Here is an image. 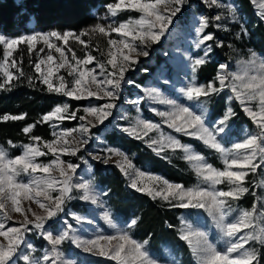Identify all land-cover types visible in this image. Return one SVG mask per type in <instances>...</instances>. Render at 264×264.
Here are the masks:
<instances>
[{
  "label": "snow or ice",
  "instance_id": "obj_1",
  "mask_svg": "<svg viewBox=\"0 0 264 264\" xmlns=\"http://www.w3.org/2000/svg\"><path fill=\"white\" fill-rule=\"evenodd\" d=\"M250 2L259 5L258 16L264 22V0H250ZM185 3L186 0H117L115 3L106 4L105 9L110 17H115L122 11H134L140 15L136 19L129 18L119 24L115 21L107 26L97 23L89 29L90 32L103 36H111L115 32L120 37L107 41V51L101 53L103 60H97L91 52H86L84 57L78 58L73 51V63L67 58L64 48L54 42L63 41L67 44L69 37H75L79 43L84 44L85 41L80 39V36L88 35V32L76 34L72 31L59 30L46 33L35 31L15 37L0 34V46H3L0 73L4 77L0 88L10 85L14 79L19 80L25 75L22 68H18V74L9 70L10 66L17 67L16 59H11V65L9 60L13 57V53L19 50V46L27 45V51L31 54L36 50L37 44L42 42L49 52L46 57L34 64V69L39 74L40 82L46 85L47 92L75 100L88 97L107 98V102L99 107L84 108L85 116L80 117L76 114L78 110H69L68 104L57 105L53 110L42 115L39 121L26 125L22 131L24 134H30L37 123L51 121L63 123L65 120L77 119L84 121L87 116L93 117L95 122L88 121L80 124L78 128L53 131L54 139L51 140L31 135V142L21 145L22 152L15 157H10L7 149L0 145V210H3L0 215L8 220L12 219L8 210L10 202V211L20 213L22 217L18 227L6 228L5 223L0 222V238H3L0 240V264H18V262L77 264L62 251L65 242L82 249L85 253L95 252L96 255L107 257L115 264H163L158 257L149 252L148 240L138 241L133 237L131 230L139 223L136 217L126 221L125 228L121 229L114 222L111 210H103L102 219L116 230L115 234L100 233L92 239H84L77 235L76 226L83 224L85 218L76 213L65 212L66 203L74 199L73 192L79 193L78 198L81 201L90 202L92 205L101 204V201L92 180L74 181L80 165L61 157L76 156L91 140L92 128L103 125L112 116L113 109L117 107L116 101L120 99L119 90L122 84L134 83L125 79L126 73L139 63L140 56H149L150 44H158L169 34V29L184 9ZM202 3L222 11L211 19L207 16L199 18L196 29L198 38L194 47L200 49L203 46V55L195 57L188 55L190 76L188 82L178 90L185 100L191 103H181L176 99L168 98L158 88H146L143 91L154 104L169 106L167 111L152 109L153 113L161 118L163 124L175 133L194 138L214 150L219 154L224 167L222 169L214 167L202 154L193 151L192 145L182 143L176 136L165 135L161 123L144 119L140 115L139 107L143 97L131 101L137 115L131 118L128 115L121 116V119L129 121V124L118 127L130 137L143 141L158 157L162 156L166 148H170L173 152L181 150L184 153L183 159L191 162L199 182L193 187H185L183 184L172 183L160 176L149 175L146 171L137 169L128 154L116 148L107 147L103 149L104 156L97 154L93 159L108 164L113 157L120 158L113 162L128 179L131 189L152 199L159 198L166 201L172 208L204 209L212 217L225 240L226 247L223 250L218 249L210 240L207 231L195 228L186 221L179 226L178 239L189 246L196 264H264V252L256 247H246L250 241H254L264 248V228L257 230L254 227V221L258 216L264 218V197H255L253 192L255 200L252 208L241 209L234 220L228 219L229 214L236 211L232 202L240 200L250 192L249 187L245 185L249 173L264 171L262 167L264 166V55L248 49V59L243 62L245 66L243 75L230 72L229 65L221 63L218 65L214 80L207 84L198 83L196 74L208 62L213 44L216 47L225 46L222 39L218 40L214 32H207L206 29L210 26L216 29L224 28L225 25L221 21L231 20L239 28V31L233 33L236 40H241L249 34L247 27L240 22L239 10L234 4H225L221 0H202ZM52 50L59 53V63ZM40 51L43 52L44 49L41 48ZM22 60L21 56V62ZM93 62L95 67L89 68L88 65ZM42 65L46 66V70L41 67ZM65 68L68 76L72 77L70 82L64 75H57L59 69ZM249 70L254 74H250ZM27 80L30 85L33 84L32 77H27ZM164 83L167 84L168 81L165 80ZM224 91L231 93L228 100L236 101L241 111L258 129L253 134H246L242 141L233 143L231 147H225L223 140L229 131V121L236 114L234 110L227 107L223 116L219 118L210 119L208 116V98ZM26 116V113L4 115L0 119L17 121L24 120ZM55 127L56 125L53 124V128ZM154 131L158 136H149V133ZM73 133H78V138L73 137ZM69 137L72 139L69 140ZM7 143L11 147H17L10 140ZM49 155L52 159L47 163L38 159ZM22 175L29 177L27 182L19 179ZM219 185H226L227 190L217 187ZM52 193L56 195L53 196ZM103 194L107 196L108 193ZM22 200L34 202L43 210V214L33 211L30 205L25 209ZM257 202H259V213ZM62 213L63 217H61ZM69 217L74 223L69 221ZM169 227L174 226L169 225ZM245 229L251 231L237 237V234L244 232ZM33 232L50 246L44 250L42 257L35 255L36 247L28 242V236ZM25 249L27 251H24Z\"/></svg>",
  "mask_w": 264,
  "mask_h": 264
},
{
  "label": "rangeland",
  "instance_id": "obj_2",
  "mask_svg": "<svg viewBox=\"0 0 264 264\" xmlns=\"http://www.w3.org/2000/svg\"><path fill=\"white\" fill-rule=\"evenodd\" d=\"M117 0L111 3H115ZM222 3L225 4H234L233 0H221ZM200 5L202 8H200ZM236 6V5H235ZM257 12L259 11V5L255 4ZM222 11V9H216L214 7H209L208 5L202 3V0H186L184 9L180 14H178L177 18L173 22V26L169 29V34L166 35V37L162 38L161 41L158 44H150V52L148 57H139V63L134 66L133 69L129 70L126 73L125 79L131 80L134 83H123L120 88V99L116 101L117 107L113 109L112 116L109 117L107 121L103 125H98L95 128H92L91 130V140H89L87 145H84L81 149V151L76 156H69V155H62V159L66 161H71L73 163H77L80 165V167L77 169L74 181H80V180H92L93 184L95 186L96 192L99 194V199L101 201V204L92 205L90 202H83L81 201L79 197V193L73 192L74 199L71 201H68L65 205V212L67 213H76L80 216L85 218V222L81 225H77V235L81 236L84 239H92L95 238L98 234L103 233L105 235L109 234H115L116 230L111 228L109 225H107L103 219V210H111L114 222L117 224L118 228L124 229L126 226V223L120 219L119 213L116 210H113L109 202V189L100 184L95 175H94V162L99 161L98 159H93L94 156L99 154L100 156H104L105 153L103 149L107 147L120 149L126 154H128L129 158L131 159L132 163L135 165L137 169H140L142 171H146L149 175H156L160 176L164 179H167L168 181L172 183H180L178 181L171 180L167 178L165 175L158 171H153L150 169L147 165L141 166L137 162L134 161L133 155L129 153L128 151L124 150L123 148L119 147L116 144L110 143L105 133L108 130L116 129L117 131L123 132L120 130L118 126H127L129 124V121L122 120L121 116L128 115L130 118L135 117L137 115L135 111V106L131 103V101L136 100L138 98L143 97L141 99L139 107H140V115L144 119L154 121L157 123H161L162 131L165 133V135H173L176 136L178 139L181 140L184 144L192 145L193 151L196 153L202 154L208 163L213 164L214 167L222 169L223 163L222 160L219 157V154L216 153L214 150H211V154H205L202 150L197 148L195 145V142L201 143L204 147H206L202 142L189 137H184L182 134L175 133L172 129H169L166 124L162 123V120L160 117L156 116L152 109L156 108L160 111H167L169 110V106L162 105V104H154L151 100H149L143 89L146 88H158L166 97L171 99H176L181 103H191L187 102L185 98L179 93V89L183 87L189 79L190 76V70L188 66V55H191L192 57H195L197 55H203V46L200 49H197L194 47L195 41L197 40V32L196 29L198 27V21L199 18L202 16H207L209 19H211L212 16H214L216 13ZM93 13L95 15V19L92 23L87 25L86 27L75 30V29H56V28H41L35 24V21L31 19L29 21L30 30L22 32L21 34H27L35 31H41V32H49L52 30H59L61 32L65 31H72L76 34H80L83 32H88V35H81L80 39L84 40L85 43L81 44L79 43L75 37H69L68 43L64 44L63 41H54L58 44V46H61L64 48V51L66 53L67 58L72 61V52L74 51L76 54V57L82 58L85 56L86 52H91L92 55L97 57V60H103L104 57L101 55L102 52H106L108 48L107 41L109 39H119V35L115 32L111 34V36H103L99 33H92L89 31V29L96 25L97 23H102L105 26L108 24H111L113 21L116 22V24H119L120 22H125L129 18L136 19L139 17L140 13L135 12V14H127L124 18H119L118 15L115 17L108 16L105 5L102 7H96L93 9ZM227 14V13H225ZM102 17H107V19H102ZM240 22L242 24L243 21L239 15ZM222 24L225 25L224 28L216 29L218 31L217 39H222L224 41L225 50L224 53L227 56V59H224L221 61V63H227L229 65V71L233 73H237L240 75H243L245 72V66L244 61L248 59L247 52L248 49H252L256 51L258 54H262L258 50H256L249 42H248V35L244 36L241 40H236L233 33L239 31V28L236 26V24L231 21H221ZM227 29V30H226ZM207 32H213L212 27L210 26L208 29H206ZM0 34H5L8 37H15L18 35H11L5 33L0 28ZM139 43V42H137ZM212 43V42H209ZM228 45H231L229 47ZM43 48L44 51L41 52L40 49ZM49 49L44 45L42 42L38 43L36 46V50L29 54L27 51V45H20L19 50L13 53V57L10 58L9 64L11 65V59L17 60V67H11L9 70L13 73L18 74V68H22L24 72V76L21 77V79L27 80V77H32L33 80L38 79L39 74L35 72L34 64L38 62L39 59L46 57L48 54ZM52 54L57 57V63H59V53H56L54 50H52ZM263 55V54H262ZM21 56L23 57V60L21 62ZM213 57V49L212 52L208 56V60ZM160 59V61H159ZM3 62V60H2ZM1 62V64H2ZM74 63V61H72ZM220 63V64H221ZM145 64L153 65L154 70L148 69L145 67ZM24 67H28V71L23 69ZM42 68H45L46 66L42 65ZM89 68L95 67V62L93 64L88 65ZM110 67V66H109ZM147 70V71H145ZM97 72H99V69H97ZM143 72H149L151 73L149 78H147L145 83H139L133 79V75H140ZM218 72V70H217ZM250 74H254L249 70ZM217 74V73H216ZM57 75H64L66 80L69 82L71 81L72 77L68 76L67 74V68L65 69H59L57 72ZM216 76V75H215ZM102 79V77H101ZM4 80V77H3ZM15 80V79H14ZM167 80L168 83L165 84L164 81ZM212 81V80H211ZM197 82L202 84L200 81ZM41 83V82H40ZM54 83H56V79L54 77ZM42 84V83H41ZM46 86V85H45ZM93 90H95V87L93 86ZM221 94L225 96V108L223 110V113L220 116H217L216 118H219L223 116L225 110L227 107H231L235 113H237L236 107L240 106L236 101H230L228 100V96L231 94L228 91L221 92L218 95H213L209 99V102L207 104L208 107V116L210 119H215L210 117L211 112V105L214 100L221 97ZM203 99V98H202ZM85 100V104L80 107L71 108V106L67 102H62L57 105L62 104H68L70 106V111H76L77 117L85 116V113L83 111L84 108L89 106L99 107L107 102V98L104 99H98L97 97H88L83 99ZM54 106V107H55ZM53 107V108H54ZM253 107H255V104H253ZM241 109V108H240ZM53 110V109H52ZM79 110H82V112H79ZM51 111V110H50ZM239 111V110H238ZM48 113V112H47ZM46 114V113H45ZM236 115V114H235ZM246 115V114H245ZM237 118L235 116L229 121V131L226 133L223 143L225 147H231L233 143L242 141L246 134H253L258 131V129L255 127L254 124L248 125L247 123L243 124H237L236 121ZM67 121H75L73 124H68ZM88 121L95 122L94 118L91 116H87L86 120L80 121L77 120H65L63 123L57 122V121H51L48 122L49 126L53 131L60 132L61 130L65 129H71L73 127L78 128L80 124L82 123H88ZM53 124L56 125L55 128H53ZM124 133V132H123ZM127 134V133H126ZM128 135V134H127ZM73 137L79 136L78 133H73ZM149 136L156 137L158 136L157 132H151L149 133ZM54 139L53 135L50 139H44V140H51ZM69 140L72 139V137L68 138ZM145 139H148V137H145ZM140 141V140H139ZM20 143L15 144L20 148V152L17 154H12V149L14 147L6 146L0 142V145H3L10 157H15L18 154H21L22 147H20L23 144L30 143ZM146 147L147 145L141 141ZM207 148V147H206ZM211 155H214L218 161L219 164L214 163L213 160H211ZM184 153L181 150L172 151L170 148L164 149L162 153V157L166 159H172L173 162L175 159H183ZM82 157V159H81ZM177 157V158H175ZM39 161H42L44 163H47L49 160L52 159V157L45 156L38 158ZM120 159L117 157H113L112 160L109 161L108 164H115L113 161ZM185 160V159H184ZM186 161V160H185ZM187 166L189 169H191L194 173V181L189 184H183L185 187H193L199 182V177L195 174V171L192 167L191 162L186 161ZM104 164V163H103ZM116 165V164H115ZM264 167V166H262ZM55 175H58V173H54ZM36 175H42V173H36ZM125 177V176H124ZM19 179L24 180L25 182L28 181L29 177L22 175ZM126 184L129 186V181L125 177ZM264 171L257 170L255 173H249L248 177L245 180V185L249 187L250 192L248 194H245L240 200L232 202L233 208L236 209V211H233L229 214V221L234 220L238 215L241 209H247L250 210L253 206L255 197H264ZM223 190H227L226 185H219L217 186ZM107 192V196H105L103 193ZM255 193V197L252 193ZM53 196L56 195V193H52ZM247 197H250L252 200L251 205H246V199ZM43 199V198H41ZM78 202L82 206H84L83 210H77L72 206V202ZM31 206L33 211H36L39 214H43V210L39 209V206L35 204L34 202L22 200V206L27 209ZM257 209L259 213V202H257ZM10 215L12 217L11 220H8L4 218L2 215H0V222L5 223L6 228L7 227H13V226H19V221L22 220L20 213H13L10 211V202H9V208H8ZM3 210H0L2 212ZM29 216L31 218V214L29 213ZM64 214H61V217H63ZM179 220L180 225L183 222H188L193 225V227L198 228L200 230L207 231L209 233L210 240L213 241L218 247V249L223 250L226 247L225 240L222 238V234L220 233L219 229H217L215 221L212 219V217L204 210V209H183L179 212ZM138 218L137 216H133L132 218ZM69 221L73 222L71 218L69 217ZM90 221V223H89ZM52 223V222H50ZM254 227L259 230L260 228H264V218H257L256 221H254ZM132 235L135 239L138 241H143L138 239L134 235V229L131 230ZM248 231H251V229H245L244 232L238 233L237 237L240 235H244ZM55 234V233H54ZM3 238H0L2 240ZM28 242L32 243L37 251L35 253L36 256L42 257L43 252L45 249L49 248L44 241L40 239L35 233H31L28 236ZM115 243V241L113 242ZM43 245V247H42ZM23 247V246H22ZM246 247H256L259 249L260 245L254 241H250ZM148 250L151 254V250L148 247ZM24 251H27L26 249ZM62 251L66 254L68 258L74 259L77 264H115L114 261H111L107 257L96 255L95 252L92 253H85L82 249H77L74 245H71L68 242H65V244L62 246ZM155 257H157L155 254H153ZM164 255L165 259L159 260L163 262V264H182L179 254L174 250V248L168 244L164 245ZM195 263L196 260L193 257ZM18 264H22V262H18Z\"/></svg>",
  "mask_w": 264,
  "mask_h": 264
},
{
  "label": "trees",
  "instance_id": "obj_3",
  "mask_svg": "<svg viewBox=\"0 0 264 264\" xmlns=\"http://www.w3.org/2000/svg\"><path fill=\"white\" fill-rule=\"evenodd\" d=\"M115 0H0V28L7 34L18 35L30 30L29 21L33 19L35 24L41 28L49 29H75L79 30L95 19L93 9L102 7ZM239 15L248 29V42L264 55V22L258 16L256 7L250 0H233ZM200 8L202 6L200 5ZM127 14H135L134 11H122L118 13L119 18ZM218 36V31L213 28ZM225 46L216 47L213 44V57L202 66L197 72V79L202 84L214 80L218 65L222 60L227 59L224 53ZM3 60V46H0V64ZM160 61V59H159ZM148 69L154 70L153 65L145 64ZM23 69L28 71V67ZM151 73L143 72L140 75H133V79L139 83H145ZM0 83H3V75L0 73ZM67 102L71 108L80 107L85 100H75L55 93L46 91V86L39 81L33 80L30 85L28 80H13L10 85L0 88V117L4 115H20L26 113L24 120L0 119V142L9 146L7 141L15 144L30 141L31 135H37L43 139L52 137V129L49 123H37L33 132L24 134L22 129L39 121L45 113L53 109L56 104ZM225 108V96L213 101L210 117L216 118L223 113ZM237 124H253L239 107H236ZM239 110V111H238ZM82 112V110H79ZM75 121H67L73 124ZM110 143L116 144L133 155L134 161L141 166H148L153 171H158L167 178L189 184L194 181V173L188 168L184 159H166L158 157L152 150L146 147L141 141L130 137L126 133L116 129L108 130L105 133ZM197 148L205 154H211L209 148L201 143L195 142ZM20 152V148L14 147L12 154ZM177 158V157H175ZM211 160L219 164L218 159L211 155ZM94 175L97 181L109 189V204L119 213L120 219L124 222L137 216L139 223L134 228V235L140 240H148V247L153 254L160 259H165L164 245L168 244L179 254L182 264H196L189 246L186 242L178 239L180 226L179 212L183 209L172 208L166 201L159 198L152 199L150 196L141 194L131 189L127 184L124 175L115 164H103L94 162ZM246 205H251L250 197L246 199ZM77 210H83L84 206L78 202H72ZM172 225L174 227H169ZM261 252L264 248L259 247Z\"/></svg>",
  "mask_w": 264,
  "mask_h": 264
}]
</instances>
